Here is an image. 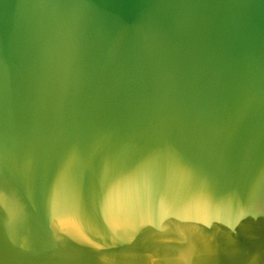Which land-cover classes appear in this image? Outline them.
Masks as SVG:
<instances>
[{
    "label": "water",
    "instance_id": "water-1",
    "mask_svg": "<svg viewBox=\"0 0 264 264\" xmlns=\"http://www.w3.org/2000/svg\"><path fill=\"white\" fill-rule=\"evenodd\" d=\"M0 264H264V0H0Z\"/></svg>",
    "mask_w": 264,
    "mask_h": 264
}]
</instances>
